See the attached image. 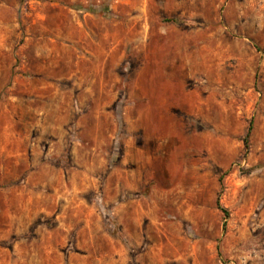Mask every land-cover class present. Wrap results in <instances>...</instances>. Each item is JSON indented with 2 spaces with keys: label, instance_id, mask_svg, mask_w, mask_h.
Returning a JSON list of instances; mask_svg holds the SVG:
<instances>
[{
  "label": "rangeland",
  "instance_id": "1",
  "mask_svg": "<svg viewBox=\"0 0 264 264\" xmlns=\"http://www.w3.org/2000/svg\"><path fill=\"white\" fill-rule=\"evenodd\" d=\"M0 264H264V0H0Z\"/></svg>",
  "mask_w": 264,
  "mask_h": 264
},
{
  "label": "trees",
  "instance_id": "2",
  "mask_svg": "<svg viewBox=\"0 0 264 264\" xmlns=\"http://www.w3.org/2000/svg\"><path fill=\"white\" fill-rule=\"evenodd\" d=\"M171 20H173V21H177V19H171Z\"/></svg>",
  "mask_w": 264,
  "mask_h": 264
}]
</instances>
